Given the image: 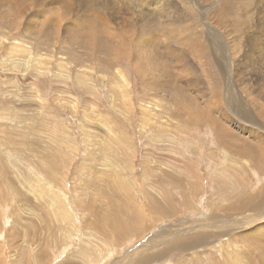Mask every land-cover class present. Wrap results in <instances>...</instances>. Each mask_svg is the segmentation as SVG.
<instances>
[{"label": "rangeland", "instance_id": "374dc122", "mask_svg": "<svg viewBox=\"0 0 264 264\" xmlns=\"http://www.w3.org/2000/svg\"><path fill=\"white\" fill-rule=\"evenodd\" d=\"M262 226L263 0H0V264H264Z\"/></svg>", "mask_w": 264, "mask_h": 264}, {"label": "bare ground", "instance_id": "6f19581e", "mask_svg": "<svg viewBox=\"0 0 264 264\" xmlns=\"http://www.w3.org/2000/svg\"><path fill=\"white\" fill-rule=\"evenodd\" d=\"M103 1V0H102ZM146 1V0H145ZM148 1H150V0H148ZM153 0H151V2H152ZM264 1V0H263ZM129 3H131V1L129 2ZM91 4V3H90ZM134 4V3H133ZM234 7V6H233ZM154 9H155V7H154ZM167 9V8H166ZM231 9V8H230ZM234 9V8H233ZM237 9V8H236ZM85 10V9H84ZM72 11V10H71ZM86 11V10H85ZM18 12V11H17ZM237 12V11H236ZM131 13V12H130ZM233 14V13H232ZM126 15V14H125ZM162 15V14H161ZM73 17V16H72ZM100 17V16H99ZM19 18H21V16L19 17ZM73 18H75V19H77L76 17H73ZM98 19H100L101 20V18H98ZM6 20V19H5ZM97 20V19H96ZM98 21V20H97ZM102 21V20H101ZM73 22V21H72ZM94 21H92V20H90V19H85V20H80V21H78V22H76L77 24L75 25V27H73V28H71L70 30H69V36H68V38L67 39H69L70 37V39L69 40H71V42H72V40L73 39H76L77 40V36H81L80 38L82 39L81 40V42H83V44L81 43V48H84L85 50L88 48V49H90L91 47L89 46V44H88V40H91V39H93L94 37H96V36H103L104 34L102 33L103 32V29H101V30H99L98 28L96 29V31H94V33L92 32L93 30L92 29H90V30H92V31H90L89 29H86V30H88L89 31V33H84V31H83V33L81 32V30L82 29H84V28H87V27H94V23H93ZM96 24V23H95ZM105 24V23H104ZM107 24V23H106ZM81 25V26H80ZM74 26V25H73ZM80 26V27H79ZM104 26V25H103ZM79 27V28H78ZM92 27V28H93ZM97 27V26H96ZM76 28H78V29H76ZM95 28V27H94ZM54 29V28H53ZM3 31V30H2ZM56 32V31H55ZM87 32V31H86ZM68 33V32H67ZM66 33V34H67ZM74 35V36H73ZM22 36V35H21ZM44 36V35H43ZM37 37V36H36ZM47 37V36H46ZM66 37V36H65ZM110 37V36H109ZM41 38V37H40ZM106 38V37H105ZM111 38V37H110ZM115 38V37H114ZM49 39V38H48ZM84 39L86 40V42H84ZM68 40V41H69ZM80 40V39H79ZM42 41V40H41ZM40 41V42H41ZM104 41H106V40H104ZM105 43V42H104ZM146 43V42H145ZM69 44H71L70 42H69ZM79 45V41L77 42V43H75V48L74 49H76L77 48V46ZM108 45V44H107ZM107 45H105L106 46V49H108V48H110L111 47V45L108 47ZM147 46H148V43H147ZM12 47H10V49H11ZM17 49V48H16ZM92 49V48H91ZM85 50L84 51H82L83 53H81L82 55L83 54H85L86 52H85ZM81 52V51H80ZM70 53H72V52H70ZM73 55V54H72ZM45 57V56H44ZM137 57V56H136ZM73 58H75V57H73ZM100 58H103L102 56L100 57ZM77 59V58H76ZM26 60V59H25ZM106 61V60H105ZM138 62V61H137ZM141 62V61H140ZM156 62V61H155ZM178 62V61H177ZM85 63V62H84ZM234 64V63H233ZM78 65H80V64H78ZM77 67V66H76ZM81 68V67H80ZM79 75V74H78ZM31 81V80H30ZM126 81H124V83H125ZM127 85V84H126ZM9 93V92H8ZM59 94V93H58ZM123 97V96H122ZM174 99V98H173ZM129 100V99H128ZM177 101V104H179V105H183V103H181L178 99L176 100ZM121 103V102H120ZM212 105V104H211ZM249 105V104H248ZM124 107V106H123ZM195 111H198V110H194V112H189V117L191 116V115H195L196 116V112ZM147 112V111H146ZM239 112V111H238ZM150 113V112H149ZM149 117H150V115H149ZM183 127V126H182ZM83 132V131H82ZM33 198V197H32ZM263 218V217H262ZM253 219H254V217H253ZM251 220V219H250ZM248 221V220H247ZM254 221V220H253ZM255 221H257V220H255ZM245 222V221H244ZM249 222V221H248ZM248 222H246V223H248ZM251 223H253V222H251ZM256 224V223H255ZM254 224V225H255ZM236 225V224H235ZM234 226V225H233ZM238 225H236V226H234V227H237ZM261 227V226H260ZM263 227V226H262ZM254 228H256V227H254ZM264 228V227H263ZM221 230V229H220ZM258 230V229H257ZM253 236H254V234H253ZM253 241H255L254 240V238L252 239ZM263 242H264V239H263ZM257 243H259V241L257 242ZM261 260V259H260Z\"/></svg>", "mask_w": 264, "mask_h": 264}]
</instances>
